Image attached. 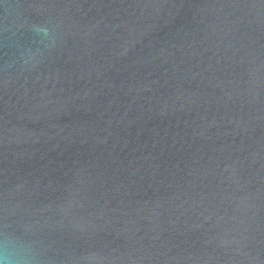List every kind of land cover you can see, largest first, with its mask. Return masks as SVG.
Instances as JSON below:
<instances>
[{"label":"water","instance_id":"95a60500","mask_svg":"<svg viewBox=\"0 0 264 264\" xmlns=\"http://www.w3.org/2000/svg\"><path fill=\"white\" fill-rule=\"evenodd\" d=\"M264 264V0H0V257Z\"/></svg>","mask_w":264,"mask_h":264},{"label":"clouds","instance_id":"9594fccd","mask_svg":"<svg viewBox=\"0 0 264 264\" xmlns=\"http://www.w3.org/2000/svg\"><path fill=\"white\" fill-rule=\"evenodd\" d=\"M0 264H13L11 258L5 254L3 257H0Z\"/></svg>","mask_w":264,"mask_h":264}]
</instances>
